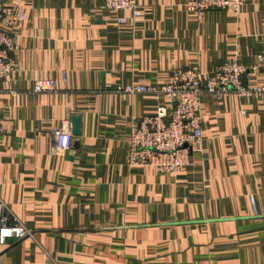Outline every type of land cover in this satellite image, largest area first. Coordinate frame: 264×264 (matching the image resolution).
Returning a JSON list of instances; mask_svg holds the SVG:
<instances>
[{"label":"crops","instance_id":"0c3cea01","mask_svg":"<svg viewBox=\"0 0 264 264\" xmlns=\"http://www.w3.org/2000/svg\"><path fill=\"white\" fill-rule=\"evenodd\" d=\"M5 1L26 19L9 30L18 73L0 78V200L33 234L0 245V264H264V98L204 96L201 151L163 174L128 165L127 149L166 100L116 92L165 86L174 69L254 66L264 0L200 18L187 0H138L136 20L104 0ZM40 79L58 92L34 93Z\"/></svg>","mask_w":264,"mask_h":264},{"label":"built area","instance_id":"2783aa9c","mask_svg":"<svg viewBox=\"0 0 264 264\" xmlns=\"http://www.w3.org/2000/svg\"><path fill=\"white\" fill-rule=\"evenodd\" d=\"M104 4L110 10L131 13L134 20L142 13L138 0H104ZM243 4V0H187L184 6L200 18L214 10L238 13ZM25 19V13L17 6L0 0V78H11L18 73L15 39L9 30L19 27ZM118 22L127 24L129 19L120 17ZM258 79L262 82L255 83ZM58 90L54 79L37 80L32 89L36 94H54ZM116 92L162 96L166 100L154 115L139 119L134 127L128 142L127 164L152 166L163 174L181 173L188 169L192 155L203 147L201 103L204 96L222 99L233 93L240 98H264V48L251 67L230 61L206 73L197 67L174 69L163 87L128 85ZM3 125L4 117L0 114V135ZM53 138L55 150L71 149L73 135L66 126L56 129ZM252 205L257 214L253 198ZM32 234L0 200V245H6L9 240L21 241Z\"/></svg>","mask_w":264,"mask_h":264},{"label":"water","instance_id":"95a60500","mask_svg":"<svg viewBox=\"0 0 264 264\" xmlns=\"http://www.w3.org/2000/svg\"><path fill=\"white\" fill-rule=\"evenodd\" d=\"M80 122H81V119L78 116H75L72 119L73 134L76 136H79L80 134Z\"/></svg>","mask_w":264,"mask_h":264},{"label":"rangeland","instance_id":"374dc122","mask_svg":"<svg viewBox=\"0 0 264 264\" xmlns=\"http://www.w3.org/2000/svg\"><path fill=\"white\" fill-rule=\"evenodd\" d=\"M15 44H16V43H15ZM16 50H17V47H16ZM16 50H15V53H16ZM14 58H15V54H14ZM15 60H16V58H15ZM16 64H17V63H16ZM162 87H163V86H162ZM151 116H152V115H151ZM145 117H147V116H145ZM145 117H141V118H145ZM141 118H140V119H141ZM66 125L68 126V123H65L63 127H65ZM9 241H12V240H9Z\"/></svg>","mask_w":264,"mask_h":264},{"label":"trees","instance_id":"16d2710c","mask_svg":"<svg viewBox=\"0 0 264 264\" xmlns=\"http://www.w3.org/2000/svg\"><path fill=\"white\" fill-rule=\"evenodd\" d=\"M64 82H67V81H65V79H64Z\"/></svg>","mask_w":264,"mask_h":264}]
</instances>
